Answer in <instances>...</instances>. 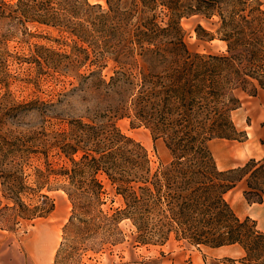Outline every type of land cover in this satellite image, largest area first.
Segmentation results:
<instances>
[{
	"label": "trees",
	"instance_id": "trees-1",
	"mask_svg": "<svg viewBox=\"0 0 264 264\" xmlns=\"http://www.w3.org/2000/svg\"><path fill=\"white\" fill-rule=\"evenodd\" d=\"M104 1L105 8L88 0H0V87L11 28L50 25L72 38L71 50L34 59L69 78L83 105L68 118L53 102L19 104L24 114L42 118L37 129L0 132V223L10 228L19 218L48 214L53 202L41 190L54 175L71 214L53 264H80L83 251L114 244L111 227L123 219L140 244H163L171 235L207 248L238 244L241 263L264 264V230L225 198L245 180L246 200H264V157L220 170L210 146L215 139H247L232 112L241 106L238 92L264 90V0ZM191 15L212 21L213 31L198 24L197 33L225 42L224 51L187 47L180 19ZM123 117L138 120L154 140L163 138L170 160L153 170L144 146L117 127ZM53 149L68 166L55 169L47 160L43 169L33 166V157L47 158ZM104 181L123 201L111 214L102 209Z\"/></svg>",
	"mask_w": 264,
	"mask_h": 264
},
{
	"label": "rangeland",
	"instance_id": "rangeland-1",
	"mask_svg": "<svg viewBox=\"0 0 264 264\" xmlns=\"http://www.w3.org/2000/svg\"><path fill=\"white\" fill-rule=\"evenodd\" d=\"M88 1L106 7L104 0ZM211 22L201 15L180 19L184 42L191 51L218 53L225 50V42L217 38L208 40L201 32L197 33L198 24L208 31H213L215 27ZM7 28L8 26L1 27V31L6 32ZM11 30L13 37L7 42L9 54L6 56V69H2L1 73L6 79L5 86L0 87V132L10 136L9 134L25 132L30 126L37 129L41 124L40 114H24L22 105H19L36 98L55 103L68 118L81 114L83 105L79 93L69 90L72 87L68 84L69 78L59 75L44 63L38 65L34 59L37 55H48L52 51L69 53L72 38L59 28L45 24L27 23L25 27L18 25ZM78 43L85 46L82 42ZM109 68L110 66L105 68L102 73L108 74ZM62 93L67 95L62 96ZM238 96L241 101L246 97L242 92H238ZM234 117L237 115L234 114ZM116 125L122 133L144 146L153 170L170 160L164 139L154 140L149 129L138 120L123 117L116 120ZM49 131L50 129H47L46 132ZM219 142L225 146L228 144L225 141ZM46 160L55 169L69 165L67 158L58 154L55 149L49 151L47 158L38 154L31 161L33 166L43 169ZM27 172L33 174L31 169ZM33 178L31 176L29 181ZM61 184L62 181L58 177L51 175L49 183L42 188L41 192L47 194L53 202V209L45 216L33 219L19 218L10 228L0 223V264H53L62 241L64 225L71 214V204ZM104 187L106 195L102 209L111 214L113 209L123 206V201L119 195L114 194L106 181ZM225 198L235 212L239 213L238 202L242 197L239 194L238 182L225 194ZM117 228L112 226L110 230L113 238L117 239L114 244L106 243L97 249L83 251L80 264H243L240 262L242 256L238 254L236 247H225L222 250L226 254L215 255L216 251L207 247L176 241L173 235L163 244H140L135 241V228L129 219L121 220Z\"/></svg>",
	"mask_w": 264,
	"mask_h": 264
},
{
	"label": "crops",
	"instance_id": "crops-1",
	"mask_svg": "<svg viewBox=\"0 0 264 264\" xmlns=\"http://www.w3.org/2000/svg\"><path fill=\"white\" fill-rule=\"evenodd\" d=\"M244 94L246 97L244 101H241V106L233 110L232 118L237 129L247 132V139L245 141L215 139L210 144L216 165L220 170L240 166L249 158L259 159L264 157V90L259 91L256 96ZM234 114L237 117H234ZM219 141H225L228 144L225 146L224 143ZM238 183L239 194L242 199L238 202L239 213H235L239 217L250 216L257 221V226L264 230V200L261 203H248L243 195V191L246 189V182L245 180H240ZM229 246L236 247L238 254L244 255L243 248L238 244L223 245L209 249L216 251L215 255H220L226 254L222 249Z\"/></svg>",
	"mask_w": 264,
	"mask_h": 264
}]
</instances>
